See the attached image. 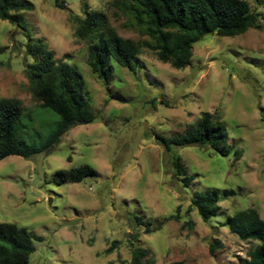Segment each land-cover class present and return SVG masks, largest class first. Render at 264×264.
Listing matches in <instances>:
<instances>
[{"label": "rangeland", "instance_id": "1", "mask_svg": "<svg viewBox=\"0 0 264 264\" xmlns=\"http://www.w3.org/2000/svg\"><path fill=\"white\" fill-rule=\"evenodd\" d=\"M26 1L34 8L24 13L23 27L0 18V100L24 107L19 141L39 146L59 122L34 98L26 77L28 34L82 73L95 115L48 154L0 160V222L42 238L30 264H130L133 247L150 250L155 264H240L251 244L230 230L228 216L254 208L264 218V0H249L261 13L260 28L205 36L184 69L159 60L150 38L114 0ZM86 6L142 46L135 71L111 61L109 85L92 71L89 45L75 35L74 16H84ZM204 111L222 116L228 156L165 146L162 138L187 134ZM175 156L194 177L190 186L180 181ZM83 164L96 173L59 183L58 170ZM197 191L219 197L220 213L208 222L191 208ZM214 239L223 246L212 254Z\"/></svg>", "mask_w": 264, "mask_h": 264}, {"label": "trees", "instance_id": "2", "mask_svg": "<svg viewBox=\"0 0 264 264\" xmlns=\"http://www.w3.org/2000/svg\"><path fill=\"white\" fill-rule=\"evenodd\" d=\"M252 1L256 4L262 2ZM113 4L150 38L152 42L147 44L158 59L176 69L191 64L194 44L207 35L234 37L261 27V13L252 10L249 0H114ZM33 8V4L26 0H0V18L23 27L24 13ZM74 20L76 37L89 45L88 63L106 85L112 75V60L135 71L142 46L131 38L120 36L109 23L106 13L86 6L84 16L75 15ZM27 36V55L32 60L27 62L25 74L30 88L40 106L57 114L59 122L39 146H28L17 137L24 113L22 103L16 99H1L0 160L11 155L29 159L40 153L48 154L70 129L95 121L82 73L67 60L56 58L43 39L36 41L31 34ZM227 141V128L217 111H204L185 135L162 138L168 149L173 145H196L209 147L223 156L230 154V148L225 147ZM239 155L236 151L233 160ZM173 166L180 181L190 186L194 177L188 174L181 157H174ZM95 173L91 165L83 164L58 170L56 177L59 183H76ZM218 198L211 192L197 191L191 208L208 222L220 213ZM227 224L241 241L251 244L247 257L240 264H264V218L259 212L254 208L239 210L228 216ZM36 240L42 238L32 236L17 224L0 222V264H30L31 255L36 251ZM222 246L219 239H214L209 246L210 252L214 254ZM130 264H155V259L150 250L133 247Z\"/></svg>", "mask_w": 264, "mask_h": 264}]
</instances>
